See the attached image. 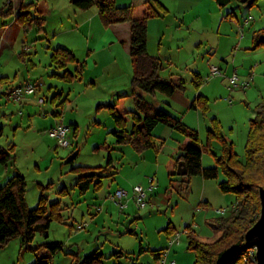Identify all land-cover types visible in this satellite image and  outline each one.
<instances>
[{
	"label": "rangeland",
	"instance_id": "obj_1",
	"mask_svg": "<svg viewBox=\"0 0 264 264\" xmlns=\"http://www.w3.org/2000/svg\"><path fill=\"white\" fill-rule=\"evenodd\" d=\"M54 1L26 0L37 4L36 15L44 18L41 26L17 21L16 14L0 16V72L12 81L19 73L18 78L24 75L37 85L35 95L17 102L8 100L3 93L7 78L0 80V144L15 145V162L8 166H16L26 176L28 205L35 207L43 192L48 204L59 202L62 207V221H53L48 232L50 241L64 244L54 255L53 263L76 264L84 256L100 251L104 264H194L195 253L188 249V230L212 237L215 231L209 220L230 215L237 204L235 194L219 187L227 177L220 170L218 178L193 175L186 184L183 176L170 175L168 160L183 145L185 135L164 124L153 132L155 146L142 153L130 144L116 143L113 132L120 127L106 108L97 107L100 103H114L119 94H124L125 106L136 110L131 95L130 53L123 43H110L115 31L103 24L99 10L81 25L77 15L69 12L74 7L71 0H59V10H53ZM7 2L0 0V9L9 8H5ZM243 3L231 0L225 14L233 11L234 17L218 21L214 28L164 27L162 46L158 45L159 37L153 35L152 39L151 46L156 51L161 48L162 54L179 65L187 89L174 96L158 92L147 99L199 133L205 167L215 166L217 156L222 154L220 140L208 141V128L214 118L219 121L223 136L234 143L239 160L246 161L250 120L256 106L264 101V46L254 48L253 43L254 32L264 28V0H257L250 8ZM93 13L90 10L87 15ZM250 16L255 20L243 27V21ZM63 44L76 46L74 52L83 64L79 73L77 66L69 67L77 76L72 82L61 78L64 71L51 60L53 50ZM211 65L218 66L222 74L212 76ZM234 68L243 69L237 85L230 83ZM196 71L201 72L200 88L193 83ZM247 81L249 86L243 88ZM199 94L208 98V111L191 108ZM55 95L58 105L67 99L60 108L52 104ZM42 97H48L45 104L34 108ZM57 111L60 118L53 114ZM58 120L69 127V147H62L49 135ZM132 125V121L126 123V130L130 131ZM110 155L113 166L109 172L101 171L106 176L101 187L92 186L82 195L76 186L79 175L73 168L106 166ZM71 157L75 158L69 161ZM151 179L156 186L152 191ZM136 185L149 190L151 203L146 209L138 210L131 202L129 209L122 210L108 198L118 188L130 191ZM63 189L66 193L61 192ZM218 209L226 212L218 213ZM84 223L85 228L77 231L76 227ZM45 240V235L38 232L33 244ZM153 251L162 253V258ZM35 259L33 252L20 246L19 239L0 246V264H32ZM245 263L254 264L252 260Z\"/></svg>",
	"mask_w": 264,
	"mask_h": 264
},
{
	"label": "trees",
	"instance_id": "obj_2",
	"mask_svg": "<svg viewBox=\"0 0 264 264\" xmlns=\"http://www.w3.org/2000/svg\"><path fill=\"white\" fill-rule=\"evenodd\" d=\"M10 7L0 9V16L6 18L16 14V20L25 24L35 22L43 25L44 18L33 13L34 3L22 4L15 12L11 7L13 0H7ZM221 7H226L230 0H216ZM246 2L247 0H241ZM72 4L81 10H88L96 6L100 18L107 27L118 23L129 22L131 29V59L133 76L131 79V95L134 98L136 110L125 106V96L122 95L114 103L99 104L97 109L106 108L110 116L120 127L114 131L118 145L130 144L137 152H144L154 147L153 132L159 124H164L185 135L187 141L174 150L168 160L169 174L178 175L177 169L180 161H184L188 169L183 176V182L188 184L193 175H200L205 179L219 177L222 170L227 180L220 182L219 187L225 193L237 196V204L230 215L209 220L215 234L204 237L191 228L188 230V249L195 253L194 264H248L244 255L248 249L244 248L245 235L261 216L262 204L260 188L264 185V101L256 108L254 118L250 120L248 138L245 145L246 161L239 160L234 150V143L228 141L220 131L219 121L214 118L208 128V141L218 139L222 143V154L217 156L216 165L205 167L203 165L204 148L200 142L199 133L190 128L180 118L149 101L147 96L160 92L166 96L175 93H184L187 89L186 81L179 73L164 76L161 74L163 63L157 56L148 52V21L160 16V9H166L157 3L156 8L151 2L137 5L118 6L116 0H71ZM257 2V0H252ZM38 12V10H37ZM40 15V14H39ZM254 48L264 46V28L254 32ZM52 62L64 71L61 78L72 82L77 78L69 70V65L77 63L75 55L64 47H57L51 54ZM83 67V64H81ZM77 73H79V69ZM57 75V74H56ZM4 80V79H0ZM202 77L194 73L193 83L197 88L202 85ZM58 95V94H57ZM52 98L56 102L58 96ZM66 100V99H65ZM64 100V102H65ZM63 102V103H64ZM63 103L59 106H63ZM201 107L208 111V98L199 94L191 104V108ZM132 121L130 131L126 130V123ZM3 128H0V137ZM15 145L8 147L0 144V163L9 165L15 162ZM75 157H71V161ZM113 166V158L108 157L106 166L89 167L78 166L73 168L78 173L76 186L80 193L86 194L92 186L98 189L104 177L102 172H109ZM107 176H111L107 175ZM66 193V190H61ZM62 207L59 202L48 204V198L42 192L35 208L27 202V179L24 174L17 172L0 186V246H6L13 239H21L22 248L35 254L33 264H54V255L62 250L64 244L59 241L48 240V232L53 221H62ZM45 235L44 242L33 244L36 233ZM143 251V249H141ZM158 258L160 253L153 251ZM121 256L120 253H116ZM104 254L95 251L76 264H104Z\"/></svg>",
	"mask_w": 264,
	"mask_h": 264
},
{
	"label": "crops",
	"instance_id": "obj_3",
	"mask_svg": "<svg viewBox=\"0 0 264 264\" xmlns=\"http://www.w3.org/2000/svg\"><path fill=\"white\" fill-rule=\"evenodd\" d=\"M238 1L240 2L241 0H238ZM146 2H151L156 8H158L157 3H160L166 9V12H163L160 9H158L160 12V16H158L156 18H151L148 21V34H149L148 52H149V54H151L153 56H157L161 59L163 66H164L163 70L161 71V74L164 76L170 75L172 73H179L183 76V73L181 72V69H179L180 67H179V65H177V63L174 64V62L171 60L170 57L166 56L165 54H162L161 48H158V50L156 51V49L151 46L152 39L155 35L156 36L154 38L159 37V38H157L158 39V45L162 44L163 38H161V36L164 35V27L167 28L166 30H168V29H170V27H174V26H176L179 29L192 28V27H196V26L197 27L214 28L218 21L222 22L223 20H226V18L232 19V17H234L233 11H227V14H225L226 8L230 5L231 0H230V3L226 7H221L216 0H116V4L118 6L137 5V4H142V3H146ZM27 3H34V2H26V0H13L11 6H14L15 12H16V11H18L17 7H19V9H20L22 4H27ZM255 3L256 2H252V0H247L243 4L245 6H248V8H250ZM34 4H35V7L33 9V13H34V15H36V14H38V12H37L38 6L36 3H34ZM8 6H10V5L7 2L5 8H7ZM52 8H53V10H59L60 9L59 0L54 1ZM211 9H212V11H211ZM90 10L94 11L93 15L92 14L87 15ZM69 12L70 13L73 12L74 14H76L77 15L76 19L81 22V25H83L92 16H94L98 13V9L95 10L93 8H90L88 11H80L79 8L74 6V7H70ZM202 19L204 20L203 22H202ZM254 20H255V18H253L251 16L249 17V19L246 18L243 21L244 22L243 27L251 25ZM246 21H248V22L246 23ZM4 24H6V23H4ZM79 27H80V25H79ZM109 29L110 30L112 29V31L113 30L115 31V34L112 36L113 40L110 43H112V42L123 43V45L129 51L130 56H131V29H132L131 23L124 22V23L114 24V25L110 26ZM73 32H75L76 34H79L75 30H73ZM233 45H234L233 47H235V43H233ZM248 45H249V40H248ZM59 47H64V48L70 50L75 55V57L77 59V63L70 64L69 67L70 66H77L76 68H78L80 71L81 60L78 59V57L76 56V54L74 52L75 51L74 47H76V46H72V44H69V45L63 44L62 46H59ZM88 58H87V60H89V62H91V59L90 58L88 59ZM7 63H9V60L6 62V64ZM94 64L96 65L97 63L94 62ZM194 73H199L201 75L200 71H196ZM233 73H236L237 75H239L240 73H243V69L234 68ZM18 75H19V73L16 74L14 80L12 81V80H9V75L4 74L3 71L0 72V79L1 78L2 79L7 78L6 87L3 91V93L6 97H7V91L11 87L17 86V85H23L26 83H31L30 82L31 80L27 79L24 75H22L23 77L21 79L18 78L19 77ZM183 78H184V76H183ZM122 95H124V94H119L118 98ZM7 99L10 100L8 97H7ZM46 99H48V97ZM27 101H31V102L35 101L36 102L35 99H29V100L27 99ZM38 102H36L37 105H33L34 108H37V109L40 108V105H42V104L40 102L39 103ZM44 104L45 103H43V105ZM52 104L55 106L57 104L58 108H60V106L58 105L57 102H52ZM102 104H106V103H102ZM163 109H165V108H163ZM165 110H167V109H165ZM53 114L58 118H60V116H61L60 111L53 112ZM255 114H256V111L254 113V116H255ZM59 121L60 120H58L57 124H59ZM186 141H187V139H186V137H184L183 144ZM9 167L10 166H8V165L5 166V165H2L0 163V186L3 185L9 178H11L18 171L21 172L16 166L15 167L12 166L11 168H9ZM130 191H132V190H130ZM234 206H236V205H234ZM35 207L31 206V208H35ZM130 207H131V202H130ZM100 210H101V208H100ZM72 226L74 228V225H72ZM48 236H49V234H48ZM19 240H20V246H22L21 239H19ZM48 240H49V238H48ZM162 256H163V254L160 253V258H162Z\"/></svg>",
	"mask_w": 264,
	"mask_h": 264
},
{
	"label": "built area",
	"instance_id": "obj_4",
	"mask_svg": "<svg viewBox=\"0 0 264 264\" xmlns=\"http://www.w3.org/2000/svg\"><path fill=\"white\" fill-rule=\"evenodd\" d=\"M249 21V20H248ZM246 21V23L248 22ZM210 73L212 76H218L221 75V69L218 66L211 65L210 67ZM253 79V77H251ZM239 81L238 75L235 73L230 78V83L232 85H237V82ZM250 84V81H247L243 83V88L248 87ZM36 88L37 85L35 83H26L24 85H17L11 87L7 91V97L10 100L13 101H23V99L26 96H32L36 94ZM39 102L41 104L46 102V98H40ZM50 137L56 139L59 144L62 147H69L71 145V142L68 139V133H69V127L64 125L63 123L57 124L55 127H52L49 131ZM151 185L149 190H155L156 186L154 185V179L150 180ZM149 190L146 189L142 185H136L133 187L132 191H129L125 188H118L114 192H110L108 194V198L113 201L117 206H119L122 210L128 209L130 207V202H134L138 208V210L146 209L147 206L151 203V199L149 196ZM236 206H233L235 209ZM218 213L224 214L226 212L225 209H218ZM87 224H79L76 227L77 231L83 230ZM179 237V234L177 235ZM175 240L172 241L174 243ZM244 260L247 262L249 260H252V262L255 264L257 262V248H249L247 253L244 255ZM163 264H174V263H166Z\"/></svg>",
	"mask_w": 264,
	"mask_h": 264
},
{
	"label": "water",
	"instance_id": "obj_5",
	"mask_svg": "<svg viewBox=\"0 0 264 264\" xmlns=\"http://www.w3.org/2000/svg\"><path fill=\"white\" fill-rule=\"evenodd\" d=\"M188 169L184 161L178 164L177 174L185 176ZM260 198L262 204L261 216L256 223L247 231L245 235L244 248H257V262L255 264H264V185L260 188Z\"/></svg>",
	"mask_w": 264,
	"mask_h": 264
}]
</instances>
